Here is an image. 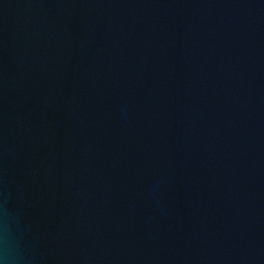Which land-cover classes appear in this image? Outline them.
<instances>
[{
  "label": "water",
  "instance_id": "95a60500",
  "mask_svg": "<svg viewBox=\"0 0 264 264\" xmlns=\"http://www.w3.org/2000/svg\"><path fill=\"white\" fill-rule=\"evenodd\" d=\"M0 264H264V0H0Z\"/></svg>",
  "mask_w": 264,
  "mask_h": 264
}]
</instances>
